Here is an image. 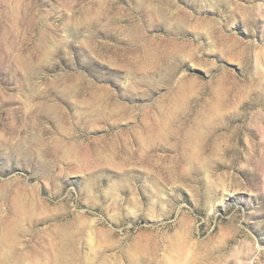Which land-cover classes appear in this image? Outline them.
I'll return each instance as SVG.
<instances>
[{
  "label": "rangeland",
  "instance_id": "obj_1",
  "mask_svg": "<svg viewBox=\"0 0 264 264\" xmlns=\"http://www.w3.org/2000/svg\"><path fill=\"white\" fill-rule=\"evenodd\" d=\"M0 264H264V0H0Z\"/></svg>",
  "mask_w": 264,
  "mask_h": 264
}]
</instances>
